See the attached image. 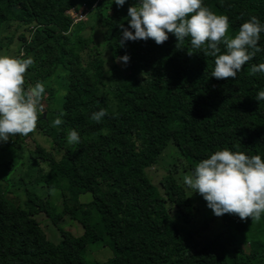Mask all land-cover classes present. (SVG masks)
Masks as SVG:
<instances>
[{
	"label": "trees",
	"instance_id": "trees-1",
	"mask_svg": "<svg viewBox=\"0 0 264 264\" xmlns=\"http://www.w3.org/2000/svg\"><path fill=\"white\" fill-rule=\"evenodd\" d=\"M137 2L126 0L117 7L114 0H0V56L32 57L24 88L42 83V105L49 95L52 106L46 107V118L37 111L36 129L50 138L49 146L25 148L22 142L33 132L0 142L3 166H20L19 190L27 188L25 200L20 192L15 200L0 188V264H264V230L250 218L217 217L211 210L206 226L215 220L224 227L201 243L200 229L192 225L201 209L192 192L173 167L160 183L147 171L151 166L153 174L170 141L192 172L223 149L264 160V101L255 100L264 90V73L250 72L253 64L264 63V32L258 42L262 51L236 79L217 80L211 77L214 57L202 50L187 54L189 38L184 49L176 48L171 34L162 45L149 39L119 47V25L128 27V8ZM202 6L228 17V37L234 38L251 16L264 24V0H202ZM83 7L91 10L88 20L74 24L69 11ZM95 31L114 62L130 57L127 75L113 66L118 76L114 101L100 94L108 71ZM101 109L106 115L97 123L91 115ZM58 116L63 123L52 127ZM70 130L79 133V144L67 142ZM58 185L67 188L60 211L50 200ZM86 193L93 200L80 202ZM169 203L176 204L182 223ZM38 215L58 226L59 242L49 238ZM66 216L76 219L84 233L60 228ZM106 235L114 257L90 261L87 248Z\"/></svg>",
	"mask_w": 264,
	"mask_h": 264
},
{
	"label": "clouds",
	"instance_id": "clouds-1",
	"mask_svg": "<svg viewBox=\"0 0 264 264\" xmlns=\"http://www.w3.org/2000/svg\"><path fill=\"white\" fill-rule=\"evenodd\" d=\"M114 3L122 7L126 0H114ZM126 19L128 27L123 23L119 25L122 31L119 47H125L126 41L149 39L162 45L171 34L176 38V48L184 49L182 45L189 38L191 48L187 54L202 50L204 55L214 57L211 77L217 80H235L242 66L262 51L258 42L264 24L256 16L244 22L234 38L228 37V17L211 12L202 6V0H138L128 8ZM221 45L225 49L223 53ZM129 60L127 54L117 58V62L125 64ZM33 64L32 57L0 56V142H8L17 134L28 136L37 128V111L42 110L45 87L38 82L25 90L24 74ZM250 72L252 75L264 73V63L253 64ZM255 100L264 101V90L258 92ZM105 115L106 110L101 109L92 113L91 119L99 123ZM62 123L58 116L51 126L58 127ZM67 142L79 144V133L70 130ZM183 181L193 193L204 198L217 217L229 214L238 216L241 221L250 218L256 222L264 213V160L260 155L249 156L228 149L216 151L202 159Z\"/></svg>",
	"mask_w": 264,
	"mask_h": 264
},
{
	"label": "rangeland",
	"instance_id": "rangeland-1",
	"mask_svg": "<svg viewBox=\"0 0 264 264\" xmlns=\"http://www.w3.org/2000/svg\"><path fill=\"white\" fill-rule=\"evenodd\" d=\"M97 32L95 31L94 33L95 39L97 40L98 47L104 53V58L106 57V61H107L106 69L108 71L102 84L100 85V94L103 97L107 98L108 100L114 101L113 87L118 82V76H115V74L112 72L115 70L114 69L115 67L113 68L114 64L116 65V70L120 72V74L127 75L130 71L127 68V64H125L123 61L117 62L116 60L114 62L112 60L111 55L106 52V46H104L102 44V40L97 37ZM106 36L109 37L110 35L106 34ZM1 56H4V55H1ZM63 82L64 80L60 78L58 84L62 85ZM47 96L44 99L45 105H43V107L45 106V109L47 107L51 110L52 106L48 105L50 102L49 95ZM56 105L59 107L60 102L56 103ZM56 105H54L53 107H56ZM21 137L22 135L17 134L16 136H12L11 138L18 139ZM36 144H40L44 147H47L50 145V138H48L47 136H44L43 133H39L38 130L36 129L33 132L31 137L25 138L24 141L22 142V145H24L25 148H30V149H34ZM175 145H176L175 143L170 141L168 146L164 150V152L161 154L160 160H159L160 162L158 161L159 165L154 168L155 171L153 172V174H152L151 166L148 167L147 171H149V174L154 177V180L157 183H160L161 177L170 171L169 170L170 167H173V171H174L173 173L175 174V176H177V178L181 182H183V184L185 185L186 189L189 192H192V190L183 181L184 176L191 174L192 171L188 167H186L187 166L186 160L185 159L183 160L182 158H180V154ZM1 146L2 145L0 143V149H1ZM8 155H9L8 156V159H9L12 156V154H8ZM5 158L6 156L0 151V188L4 190H9L8 195L15 200H19L16 194H19L20 192L21 199L25 200L27 188H24V191L22 190L20 191L19 185H18V179L20 178V174L22 171L21 167L17 165L15 166V168L14 166H12L11 169H8L6 165L3 166L2 164L4 163ZM41 166H43L44 170L46 169L48 171V169L45 168V165L43 163L40 164V167ZM23 169L25 170L24 167ZM62 183L63 185H67V183L63 181ZM63 185H58L54 187V189L52 190L51 196H50L51 203L53 207L56 208L57 211H60L62 209V203L64 201V192L67 189ZM30 186H31L30 188L32 189V185ZM37 191L35 192L41 195L42 190L37 189ZM192 196H193L192 198L194 200H197V203L200 205L201 212L199 214L198 220H196L194 224L188 223L185 221H184V224L185 225L192 224L194 226L199 227L200 230L198 233V238H200L201 243H204L205 241L208 240V238L212 237L214 233H219L221 230H223L224 225L219 221L215 222V220H213L210 222L211 224H209V226H206L208 215L210 217L213 216L211 209L207 207V204L201 201L200 196L196 195L193 192H192ZM79 200L82 203L91 202L93 200V195L90 193L81 194L79 196ZM169 204L171 206L170 208H171L172 213L182 223L183 220L179 218V213L176 208V204L174 203H169ZM37 219L40 221L42 228L48 233L49 238L53 242H59L61 240V234L58 231V226L56 227L51 222H49L47 218H43L40 215L37 216ZM253 224L256 229H259L261 227L264 230V218L262 216L260 217L258 221L253 222ZM59 227L66 231L72 232L74 235H79V234L84 233L83 226L76 219H72L70 216H66L63 219V221L59 224ZM256 234L260 235L259 233H256ZM108 239L109 237L106 235L102 241L94 243L93 245H90L87 248L86 255L90 261L105 262V261H108L110 258L114 257V250L111 244L108 242ZM247 244L252 249V242L250 243L248 239H247Z\"/></svg>",
	"mask_w": 264,
	"mask_h": 264
},
{
	"label": "built area",
	"instance_id": "built-area-1",
	"mask_svg": "<svg viewBox=\"0 0 264 264\" xmlns=\"http://www.w3.org/2000/svg\"><path fill=\"white\" fill-rule=\"evenodd\" d=\"M90 8L83 7L80 10L69 11V16L72 18L74 24L86 22L88 20Z\"/></svg>",
	"mask_w": 264,
	"mask_h": 264
},
{
	"label": "water",
	"instance_id": "water-1",
	"mask_svg": "<svg viewBox=\"0 0 264 264\" xmlns=\"http://www.w3.org/2000/svg\"><path fill=\"white\" fill-rule=\"evenodd\" d=\"M42 105V104H41ZM42 110L45 112L44 113V117L46 118V109H45V107H43V105H42Z\"/></svg>",
	"mask_w": 264,
	"mask_h": 264
}]
</instances>
